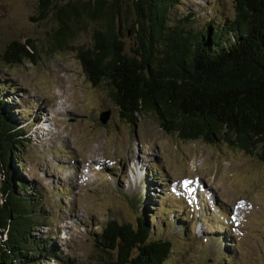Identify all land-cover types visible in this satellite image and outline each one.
Wrapping results in <instances>:
<instances>
[{
  "label": "rangeland",
  "instance_id": "1",
  "mask_svg": "<svg viewBox=\"0 0 264 264\" xmlns=\"http://www.w3.org/2000/svg\"><path fill=\"white\" fill-rule=\"evenodd\" d=\"M127 4L123 20L130 23L122 28L132 45ZM172 12L194 14L198 28L235 17L234 0H179ZM96 25L85 19L70 47H89ZM57 27L53 17L40 19L38 0H0V81L9 87L3 96L27 134L20 175L47 200L38 238L49 236L52 249L75 264H107L112 256L95 237L113 219L135 225L134 200L146 194L158 210L150 226L163 224L160 238L172 243L163 264H264V162L226 143L185 141L153 113L138 116L135 126L127 122L108 87L87 79L78 49L50 52ZM28 40L37 62L7 65L1 57L7 46Z\"/></svg>",
  "mask_w": 264,
  "mask_h": 264
},
{
  "label": "trees",
  "instance_id": "2",
  "mask_svg": "<svg viewBox=\"0 0 264 264\" xmlns=\"http://www.w3.org/2000/svg\"><path fill=\"white\" fill-rule=\"evenodd\" d=\"M126 2L38 0L40 19L53 17L58 26L50 35V52L70 47L85 19L95 22L91 45L70 48L80 52L87 79L108 87L123 119L135 126L138 116L153 113L162 128L185 141L226 143L264 162V0H234L232 20L222 26L210 20L202 28L195 27L194 14H173L179 0H129L132 45L122 28L130 23L123 20ZM1 57L7 65L36 63L38 52L32 40L14 41ZM4 87L9 89L0 81V264H41V257L75 264L52 249L49 236L36 235V227L47 226L41 225L47 223V200L20 175L27 134L15 122ZM155 202L141 194L134 200L135 225L113 219L102 227L95 243L112 256L107 264L168 259L172 243L160 238L164 225L150 226L158 217Z\"/></svg>",
  "mask_w": 264,
  "mask_h": 264
},
{
  "label": "water",
  "instance_id": "3",
  "mask_svg": "<svg viewBox=\"0 0 264 264\" xmlns=\"http://www.w3.org/2000/svg\"><path fill=\"white\" fill-rule=\"evenodd\" d=\"M110 115L111 113L109 111L102 113L100 118L101 122L103 124H107L109 122Z\"/></svg>",
  "mask_w": 264,
  "mask_h": 264
}]
</instances>
